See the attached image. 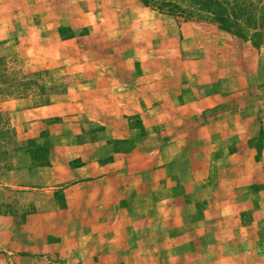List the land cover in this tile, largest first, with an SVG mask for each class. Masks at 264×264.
<instances>
[{"label":"crops","instance_id":"0c3cea01","mask_svg":"<svg viewBox=\"0 0 264 264\" xmlns=\"http://www.w3.org/2000/svg\"><path fill=\"white\" fill-rule=\"evenodd\" d=\"M108 1L107 10L101 11L107 15L104 21H97L96 29L85 38L97 37V43L72 53L74 59L65 55L63 61L70 74L85 77L83 95L76 98L81 104L75 110H64L61 100L72 94L74 87L70 86L66 94L50 96L46 105L19 114L23 116L21 132L35 130L42 121H55L48 126L54 139L48 163L36 166L23 157L24 162L8 172L9 186L22 190L27 202L35 206L25 224L43 212L40 205L48 200L44 202L41 195L51 203L53 192L61 189L64 210L73 217L62 221V227L106 228L117 220L116 215L135 213L136 223L148 222L152 243L169 245L189 242L184 237L186 227L209 228L227 221L232 251L218 259L230 256L243 264H264V180L261 188L254 187L264 158V122L257 129L261 132L259 146L258 139L257 145L252 142L256 134L247 136L246 129L235 131L234 136L232 125H223L221 119L240 117V112L218 107L224 102L221 81L205 76L219 75V65L195 73L189 67L204 61L156 59L157 50L139 48L141 40L150 47L155 37V15L142 12L145 8L136 0ZM94 14L101 20L99 12ZM59 26L43 27L42 36L46 33L57 40ZM112 40L121 43L106 50L103 44ZM44 41L42 51L52 55L42 62L53 66L59 57L58 46L69 40L47 47ZM12 126L17 128V123ZM222 129L233 135L231 150L210 159L219 149V139H211ZM38 133L39 128L26 138ZM124 146L133 150L120 149ZM204 147L212 148L207 157L201 150ZM213 166L210 174L215 182L205 186V173ZM208 195L221 198L206 204ZM157 232L166 235L158 241ZM61 243L47 246L57 248ZM101 260L109 263L110 256Z\"/></svg>","mask_w":264,"mask_h":264},{"label":"rangeland","instance_id":"374dc122","mask_svg":"<svg viewBox=\"0 0 264 264\" xmlns=\"http://www.w3.org/2000/svg\"><path fill=\"white\" fill-rule=\"evenodd\" d=\"M136 1L140 3L139 0ZM241 2L247 9H251L250 5L257 4L258 0ZM108 5V0H0V79L3 80L0 84V126L11 130L8 134L9 141L16 142L14 148L11 143L5 145L7 156H3V150L0 149V264H243L244 261L231 259L230 256L218 259L232 251V243L228 241L232 232L226 228L229 224L227 221L212 224L209 228L186 227L188 234L184 237L189 242H175L169 245L152 243L149 240L151 234L148 222L136 223L133 219L135 213L128 214V217L124 213L116 215L117 220L110 221V227L106 228L62 227V221L73 217L64 210L61 189L53 192L51 203L48 202V196L41 195L44 202L48 200L40 205L43 212L25 224L35 213V206L27 202L28 197L22 194V190L9 186L12 179L9 178L8 172L12 166L21 165L24 162L23 157L31 159V155L35 156L37 162H43L42 159H45L48 163L54 141L49 136L48 126L55 121H42L38 127V136L26 138L36 133L38 128L21 132L20 121L23 116L19 114L27 109L46 105L50 96L66 94L70 86L74 87L72 94L61 102L65 111L77 108L76 104L81 102L76 99L77 94L83 95L85 77L83 74H70L68 63L64 64L63 61L65 55L74 59L72 53L84 52L89 46L97 43V37L87 40L85 38L90 31L96 29L94 26L97 21H104L107 15H102L101 11L107 10ZM180 5L183 9L187 8L185 3ZM143 7L145 10H141L142 12L148 11L155 15L156 29L150 47L141 40L139 48L157 50L158 60L204 61L200 66L195 64L189 67V72H206L209 67L212 69L213 66L219 65V75L212 72L205 74L209 79L221 81L220 89L224 94V102L218 107L221 110L240 112V117L220 118L222 124L232 125L234 136L235 131L241 128L246 129L247 136L256 134L252 142L257 145V139L261 137V132L258 133L257 129H261L264 122V115H259L264 112V39L261 38L256 42L258 44H255L250 37L246 40L236 38L218 29L202 13L180 17ZM95 12L101 14V20ZM54 23L60 25V41L46 33L45 37L42 36L43 27L47 29ZM43 38L46 47L48 43L59 45L61 41L69 40L65 46H58L59 57L53 66L42 62L48 55H52L47 50L42 51ZM118 43L121 41L112 40L103 45L107 50ZM78 85L79 88L76 87ZM63 117L68 118V115ZM14 122L17 123V128L12 126ZM23 129L25 130V127ZM28 129L30 130L29 127ZM218 135L211 139H219V149L211 153L210 159L216 158L226 149L231 150L229 145L233 144V135L229 131L223 133V129ZM5 140L0 139V146L5 144ZM65 140L68 141V138ZM28 141L32 143L28 145ZM38 147H41L42 151L36 150ZM120 149L133 150L127 146ZM211 149L201 148L204 157L208 156ZM257 156L256 159L261 157ZM261 160L263 161L258 166L261 170L256 172L258 178L254 181L255 188L263 186L261 181L264 180V158ZM214 169V166L213 169H207L205 186H211L215 182L216 178L213 179L210 174ZM213 196H206V204L212 199L215 202L221 198ZM191 222L193 221H189ZM201 234L202 236H199ZM164 235V232H157V240L165 237ZM92 239L95 244H92ZM60 240L61 246L48 248L47 244ZM257 246V250L262 253L261 247ZM167 247L170 252H167ZM59 249L61 250L58 251ZM95 251V257L91 261L90 257ZM105 255L110 256L109 263L101 260Z\"/></svg>","mask_w":264,"mask_h":264},{"label":"trees","instance_id":"16d2710c","mask_svg":"<svg viewBox=\"0 0 264 264\" xmlns=\"http://www.w3.org/2000/svg\"><path fill=\"white\" fill-rule=\"evenodd\" d=\"M140 3L157 11L161 14H167L171 16L191 15V14H205L209 20H211L218 29L233 35L236 38L243 40L249 37L253 39L255 44L261 38L264 39V0H258L257 4L250 5L251 9H247L246 5L232 0H139ZM181 1V2H179ZM185 3L186 9H183L180 5ZM192 10H195L192 11ZM185 17L186 19H189ZM3 80L0 79V84ZM11 130L0 126V139L5 140V144L0 146L3 150L2 155L7 156L5 151V145L11 143L12 148L15 147L16 142L9 141V133ZM261 138L258 139L260 141ZM32 141V140H30ZM32 142L28 141V145ZM26 145V146H28ZM36 150L42 151L41 147ZM32 162L35 165H46L47 161L37 162L35 156H30Z\"/></svg>","mask_w":264,"mask_h":264}]
</instances>
